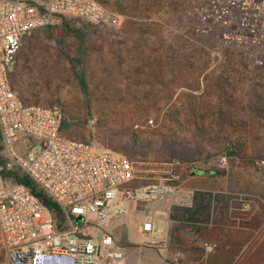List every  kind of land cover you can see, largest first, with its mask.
<instances>
[{"label": "rangeland", "instance_id": "obj_1", "mask_svg": "<svg viewBox=\"0 0 264 264\" xmlns=\"http://www.w3.org/2000/svg\"><path fill=\"white\" fill-rule=\"evenodd\" d=\"M101 1L122 16L119 26L65 20L33 31L22 40L12 83L27 103L52 102L84 122L80 132L91 129L113 140L122 132L138 134L148 148L131 160L134 188L163 183L170 173L183 182L196 168L201 189H192L191 205L178 206L172 197L127 200L121 219L100 226H117L125 240L145 246L151 234L139 233L138 226L148 217L152 235L164 238L167 224L157 215L169 212L174 227L167 257L172 264H204L203 240L214 226L225 220L264 226V171L257 165L264 159V113L252 111L257 97L264 111V62L256 65L244 50L225 48L215 33L197 29L195 10L204 0ZM114 43H125L122 55ZM170 136L199 146L200 157L181 165L166 161L162 141ZM97 138L91 140L98 145ZM7 171L0 158V185L14 183L2 175ZM122 248L123 260L139 257Z\"/></svg>", "mask_w": 264, "mask_h": 264}, {"label": "built area", "instance_id": "obj_2", "mask_svg": "<svg viewBox=\"0 0 264 264\" xmlns=\"http://www.w3.org/2000/svg\"><path fill=\"white\" fill-rule=\"evenodd\" d=\"M200 31L215 33L220 44L264 62V0H204L195 10ZM64 19L117 27L122 16L98 0H0V158L6 170L19 169L60 208L59 229L41 199L21 183L0 185V247L5 264H114L123 254L99 226L126 212L125 202L172 197L189 206L194 192L179 173L164 182L134 188L132 161L121 151L62 135L63 112L27 103L11 75L24 36L57 26ZM152 120L148 121L151 124ZM264 171V159L257 162ZM147 219L141 232L160 246ZM214 250L205 246L206 253Z\"/></svg>", "mask_w": 264, "mask_h": 264}, {"label": "crops", "instance_id": "obj_3", "mask_svg": "<svg viewBox=\"0 0 264 264\" xmlns=\"http://www.w3.org/2000/svg\"><path fill=\"white\" fill-rule=\"evenodd\" d=\"M34 1L42 3L46 2V0ZM102 4L107 6L105 3ZM132 19L137 20L142 18L134 17ZM124 35L127 34L124 33ZM113 45L114 47L112 49H114L116 54L118 53L119 55H122L124 53V49L126 48L125 43H114ZM263 119L264 117L261 118V120ZM195 172V170H191L188 178L182 183L187 188L199 190L201 188L198 186L195 179L197 177L202 178V176L195 175ZM224 189L227 190L226 185L224 186ZM124 214L120 216L122 217ZM120 216H118L119 219H121ZM157 216L164 219L167 224L166 236L164 238L158 237L162 240V244L160 246H153L150 244L141 246L135 244L132 241L125 240L123 237L124 235L122 233L120 234V230L117 226L99 227L102 232L109 233L113 236L116 247L119 251H121L123 249L122 247L125 246L130 253L131 251L134 253L135 251L139 253L138 258L130 254L131 257L133 256L132 258H130L128 261L121 259L117 261L119 262L118 264L173 263L166 255V246L170 241V235L174 227V220L170 218L169 212L165 213L163 210L161 214H158ZM147 219L148 217L144 221ZM227 222L228 221L225 220V223L222 226H214L212 229V235L209 238L203 240L204 246L213 245L215 248L214 252L208 253L206 255L204 264H264V226H230ZM141 225L138 226V232L142 234ZM147 237H145V239ZM122 258H124V254Z\"/></svg>", "mask_w": 264, "mask_h": 264}, {"label": "trees", "instance_id": "obj_4", "mask_svg": "<svg viewBox=\"0 0 264 264\" xmlns=\"http://www.w3.org/2000/svg\"><path fill=\"white\" fill-rule=\"evenodd\" d=\"M98 1L100 3H103L101 0H98ZM107 8L112 11V9H110L109 7ZM65 20H72V19H64L62 23ZM73 21H76V20H73ZM118 57H119V61H121L119 55L117 56V58ZM35 104H38V103L35 101ZM53 104L54 103L51 102L50 106L48 107L58 108L64 114L61 133L65 137L70 138V139H75V140H84L87 142H92L91 137L97 136L98 137L97 139L100 142L98 144L99 146L110 147L115 150L121 151L130 160H133V158H136V157L143 158V156L146 155L145 149L148 147L147 145H144V143L140 142V136L138 134L133 133V134H130L129 137H127L126 133L122 132L116 137V140L115 139L113 140L110 136L107 137V135L103 136L101 134H93L91 129L89 133L87 134L85 132H80L79 127L81 125H85V123L82 122L81 124L80 121H77L74 116H67L60 107L53 105ZM252 111L257 116H261L264 113L263 109L260 108L258 97L256 98L255 102H253ZM162 147H163L162 149H163L164 154L168 155V157L165 158L166 161L177 163L178 165L193 162L195 158L200 157V154H201V152L198 151L199 146H194V147L190 146L187 141L177 139L173 136H170L168 139L163 140ZM232 153L234 154L236 152H232ZM193 169L197 171L196 168L193 167ZM199 171H202V170H199ZM206 171L216 172V170L214 169H210ZM2 175L10 176L11 178H13L14 183H21L27 186L35 195H37L41 199L43 205L50 211L52 218L54 215L59 220L57 224L58 228L63 229L66 227V226H63L65 219H64V216L60 208L49 196L43 193L40 189H37L35 184L30 180V178H28L27 176L18 177L17 173L10 171V170L3 173Z\"/></svg>", "mask_w": 264, "mask_h": 264}]
</instances>
